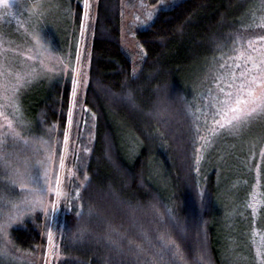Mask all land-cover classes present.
I'll use <instances>...</instances> for the list:
<instances>
[{"label":"trees","instance_id":"1","mask_svg":"<svg viewBox=\"0 0 264 264\" xmlns=\"http://www.w3.org/2000/svg\"><path fill=\"white\" fill-rule=\"evenodd\" d=\"M83 1L64 0L60 6H70L68 33L77 41ZM95 1L83 93L95 138L81 172L85 184L72 181L75 174L66 170L73 198L64 196L60 204L52 261L226 264L218 220L221 171L209 152L214 145L206 144L198 162L204 136L200 102L215 90L219 68L246 42L239 37L264 26V0H178L161 8L136 34L145 52L136 75L123 48L121 0ZM167 1L148 3L156 7ZM70 95L68 77L25 102L34 138L43 134L58 155ZM16 140L7 145L8 154L1 148L7 142H0V225L11 220L10 228L0 230V250L7 249L15 264H37L33 256L47 238L51 206L24 221L13 214L22 185L16 171L36 161L22 156L16 142L25 141ZM79 162L77 156L71 166ZM1 254L0 264L9 262Z\"/></svg>","mask_w":264,"mask_h":264},{"label":"rangeland","instance_id":"2","mask_svg":"<svg viewBox=\"0 0 264 264\" xmlns=\"http://www.w3.org/2000/svg\"><path fill=\"white\" fill-rule=\"evenodd\" d=\"M177 1L169 0L152 7L148 0H121L122 43L132 60L135 75L139 73L145 59V52L137 40V32L147 29L161 8H170ZM95 2L92 0V4ZM63 3L64 0H8V6L0 3V142H7L1 148L4 154H8L7 145L11 146L15 143L13 139L19 138L22 142L25 141L23 146L16 142L22 156L36 158L30 165L21 167V171H16L17 174L35 175L36 180L34 184H20V192L16 197L18 207L14 208L13 214L21 215L18 217L24 221L37 216L39 212L47 213L51 206L47 238L33 256L37 264H55L52 255L54 251L57 252L54 246L57 213L60 212L64 196H69V201L73 198L70 188L74 185L71 182L78 179L79 186L85 184L86 176L85 180L82 179L81 172H84L86 161L91 156L95 138L93 120L90 114L87 115L83 102L86 84L78 83L77 95L73 97L71 83L69 112L72 123L69 125L67 120L64 129V133L69 136L67 150L63 144V136L59 146V155L65 162L62 171L59 169L60 157L56 147L49 160V153L45 150L49 141L40 133L34 138L35 133L31 132L33 130L25 114V102L29 97L44 94L56 80L68 77L71 79V67L61 72L59 59L65 64L69 60L74 64L76 55L80 54L82 60L86 59L88 73L89 43L94 21L91 0L83 1L84 13L78 41L68 33V27L72 28L71 9L69 5L61 8ZM256 29L247 35L264 34L263 25ZM224 65L218 70L215 90L204 94V100L200 102L204 116L199 115V121L204 136L198 150V162L203 160L206 144L208 143V149L211 144L214 145L217 150L213 147L209 152L215 154V163L221 171V193L224 200L218 206V220L224 262L264 264V109L253 113L246 122H233L231 125L225 122L226 117L223 115L228 111L229 105L234 106L237 88L230 85L242 83L241 72L253 66L264 67V41H243ZM228 93L233 95L229 97ZM221 123L224 127H220ZM212 136L214 138L209 142V137ZM213 141L215 142L212 143ZM77 156L80 162L75 168L71 166V162ZM40 161L44 163L41 164ZM68 162L70 164L67 167ZM66 170L75 174L71 182L66 181ZM57 175L60 179L59 187L55 185ZM45 188L48 191L46 197ZM57 192L61 195L58 201L55 200ZM36 196L44 199V206L25 211L24 202ZM53 204L57 209L54 212ZM10 223L11 220L6 222L7 225ZM0 252L9 260L3 264H15L7 249L2 248Z\"/></svg>","mask_w":264,"mask_h":264},{"label":"snow or ice","instance_id":"3","mask_svg":"<svg viewBox=\"0 0 264 264\" xmlns=\"http://www.w3.org/2000/svg\"><path fill=\"white\" fill-rule=\"evenodd\" d=\"M0 3L8 6V0H0ZM85 19H87V13L85 14ZM239 39H246L250 43L253 40L264 41V34H255V35H244L242 34ZM58 63L61 66V72H65L71 67L72 77L71 83L73 85L72 96L75 97L77 95L76 85L79 83L81 85L86 84L87 82V72H86V59L82 60L80 54H77L75 57V63L71 60L64 63L62 59L58 60ZM51 70V69H50ZM240 77L242 79V83L239 85H230V87H236L237 93L235 95V99L233 101V105H229L228 111L224 112L223 115L226 117V123L231 125L233 122L242 123L246 122L247 118L250 117L253 113H256L260 109H264V67L253 66L251 69H246V71L241 72ZM229 97L233 94L228 93ZM227 103V101H226ZM231 113V115H229ZM71 112H69L68 124L71 125ZM220 127H224V124L221 123ZM69 136L67 133L63 135V144L65 150H67ZM49 155L48 159H52L53 154V146L52 143H48L45 149ZM41 164L44 161H40ZM65 168L64 158L60 157L59 159V169L62 171ZM46 175V173H45ZM18 181L21 184L35 183L36 176L27 173H18ZM55 185L59 187L60 179L57 175L55 180ZM48 194L47 188L44 190V196L46 197ZM61 198L59 192L55 195V200L58 201ZM25 211H32L36 207L44 206V199L40 196L34 197L32 200H26L25 202ZM57 210L55 208V204H53L52 211ZM7 224L0 225V230L6 231ZM84 230L81 229V232ZM51 233H49V236ZM54 251V250H50Z\"/></svg>","mask_w":264,"mask_h":264}]
</instances>
